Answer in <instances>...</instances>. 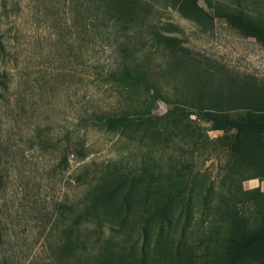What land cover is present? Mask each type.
Returning a JSON list of instances; mask_svg holds the SVG:
<instances>
[{
  "label": "rangeland",
  "instance_id": "1",
  "mask_svg": "<svg viewBox=\"0 0 264 264\" xmlns=\"http://www.w3.org/2000/svg\"><path fill=\"white\" fill-rule=\"evenodd\" d=\"M235 1L0 0V264H51L57 244L72 251L85 203L126 263L264 264V128L237 157L234 131L198 115L264 109V44L217 15ZM242 1L264 18V0ZM125 67L162 97L120 80ZM138 110L153 121L126 136L92 124ZM69 138L86 145L85 159L63 161ZM115 168L133 183L101 204L92 186ZM122 182L110 174L107 193ZM244 213L256 252L229 246L244 236ZM80 224L99 263V223Z\"/></svg>",
  "mask_w": 264,
  "mask_h": 264
},
{
  "label": "trees",
  "instance_id": "2",
  "mask_svg": "<svg viewBox=\"0 0 264 264\" xmlns=\"http://www.w3.org/2000/svg\"><path fill=\"white\" fill-rule=\"evenodd\" d=\"M109 13H111V11ZM217 15L224 16L232 26L237 27L243 34L255 36L259 39V41H261L264 44V18L262 16L254 15V13L247 8V6L244 4L242 0H236L234 4L233 3L223 4L221 8L217 10ZM121 31L122 33H124V30ZM123 35H125V33ZM117 74H118L117 77L122 81L132 80L136 82L140 87H142L146 95L150 94L152 96L155 102H157L160 99V97H162L161 90L155 84V82H151L150 80L145 81L146 79L142 76L143 74L141 75L138 71L125 67L120 72L117 71ZM141 77L144 81L140 80ZM164 100L169 102V100L165 97ZM253 110H258V106L253 107ZM150 111L151 110H138L134 114L127 113L126 111L113 112V113L106 112L104 113V115L101 114L96 116L92 124L94 125V127L98 126L101 129H105L108 132H117L122 136H126L127 133L129 132V128L134 124L136 125L146 124V127L148 128L149 123L153 121V117H154L153 114L150 113ZM261 111L262 113L260 115H257L256 113H250L247 117L246 115H243L240 118H236L235 116L233 117L229 113L225 114L213 110L209 111L206 109L201 110L198 115L202 119L217 123L218 129L226 128L233 130L234 138L230 142V148L237 157H242V156L244 157L245 153H247L248 151V142L252 137L253 131L258 127L264 128V109ZM69 155H74L79 157L80 159H85L88 156L86 145L85 144L81 145L79 144V142L72 143L70 139V141L65 145V155L63 156V161H65L66 163L68 161L67 156ZM95 173L96 172L94 171L93 174L91 173H87V174L94 175ZM101 173L98 174L100 175L99 176L100 178H98L95 182L97 186L96 185L92 186L94 187L95 191L98 190L97 187L100 190H102V194H100V196L98 197H95L96 199H101L102 201L101 204H103L105 201H109L108 200L109 197L114 195L120 189L126 187V185L130 180H131V184L133 183L131 179L132 177H123L126 174L117 168L113 169V172L107 171L105 173L102 174ZM110 174L120 175L121 178L123 179V182L120 183L114 190H112V193L109 194L107 193V190L108 187L110 186L105 185V181L108 178V176H110ZM258 188L259 187L252 189L251 192H256L257 190L259 191ZM95 191L93 193H95ZM95 198L93 199V201L95 200ZM245 208L246 207L238 208V211L240 210L242 214ZM242 218L244 219L243 221L245 224L244 236L242 235L240 240L239 239L237 240L235 238L232 239L234 243L232 242L233 244L229 246L233 247L235 243H236L235 245L237 246H245L248 248L253 246L251 251H255L254 249L255 245L252 246L246 245V241H248L246 236L247 235L250 236L255 231L253 224H251L252 219L247 213H244L242 215ZM102 219L104 220V218H101L100 213L98 212L96 206L85 203V205L80 207L77 210V217L75 221L76 224L69 228V230H71L73 233V237L69 239L68 243L70 246L71 244L74 245V249L72 251H69L68 248L66 247V244H57L54 249V254L51 260V264H115V263L136 264L131 260L130 262L126 263L122 257L116 256L117 254H114L113 249L111 251L109 250L111 246L109 244L108 237H103L105 224H103ZM94 221H96V223H99V224H95L97 230L96 232L97 239L100 243V252L98 253L99 263L90 261V258L87 256L88 251L86 248V241L83 240L81 237V232L83 231L80 227L81 226L80 223L87 224ZM99 229H102L103 231L99 233ZM260 236L261 238L262 237L264 238V232ZM108 251L110 252L107 253ZM234 257L236 259L234 260V262L236 261L237 263L244 259L240 256H234ZM145 262H146V258H142V260L139 261L138 264H145Z\"/></svg>",
  "mask_w": 264,
  "mask_h": 264
}]
</instances>
